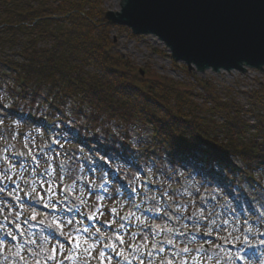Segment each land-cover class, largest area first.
I'll use <instances>...</instances> for the list:
<instances>
[{
    "label": "trees",
    "instance_id": "16d2710c",
    "mask_svg": "<svg viewBox=\"0 0 264 264\" xmlns=\"http://www.w3.org/2000/svg\"><path fill=\"white\" fill-rule=\"evenodd\" d=\"M104 2L0 0V44L17 49L22 61L0 60L15 81L14 91L0 102V134L7 140L6 150L22 134L39 136L44 144L46 137L39 128L47 123L71 144L67 149L59 146L62 157L58 159L70 183L81 175L85 157L89 171L97 166L72 135L90 144L95 136L100 146L110 148L103 156L116 165L124 164L119 154L132 157L133 167H124L133 179L151 170L149 154L156 159L169 155L182 168L196 165L218 171L222 181L246 198L264 195V113L260 110L264 89L248 93L251 108L245 112L228 95L233 93L231 88L224 93L191 76L190 70L186 73L195 83L134 76L136 67L114 48L112 34L126 29L110 18ZM200 101L210 107L204 110ZM113 122L124 132L113 130ZM149 125L155 130L153 145L138 148L130 130ZM236 160L244 169L235 165ZM49 165L47 161V169ZM152 201L150 205L156 207ZM159 218L155 228L160 231L167 226V217ZM190 243L177 240L172 247L179 252ZM194 255L190 253V260ZM150 262L164 263L156 256Z\"/></svg>",
    "mask_w": 264,
    "mask_h": 264
},
{
    "label": "rangeland",
    "instance_id": "374dc122",
    "mask_svg": "<svg viewBox=\"0 0 264 264\" xmlns=\"http://www.w3.org/2000/svg\"><path fill=\"white\" fill-rule=\"evenodd\" d=\"M49 1L54 2L56 0ZM123 6V0H105L103 5L104 10L117 19L122 13ZM118 25L121 26L120 24ZM121 27L128 32L121 30L124 33L120 34L116 31L112 34L115 42V53L120 55V57L122 56L123 59L130 60L133 63L136 67L134 76L136 75L143 79L159 76L180 83H188V81L195 83V79L191 78V76H195L201 82H209L218 90L224 91V93L227 92L225 88H231L233 93H229L228 95L232 96L231 99H233L236 104L239 103L242 105L245 108V112L249 111L251 108V106L247 104L248 93L252 90L259 91V89H264V67L258 68L255 71L242 66L240 70L226 71L221 69L219 72H215V74L213 70H198L194 65L176 61L170 49L157 37L153 35L150 36V34H136L133 32V29L128 26ZM8 47L7 44H0V50L1 48L3 49L0 52V60L5 57L8 59L6 60L8 62H13L15 64L21 63V58L17 54L18 50L11 47H9V49ZM187 70L192 72L191 76L187 75ZM10 73L9 68H5L0 63V102H3L5 97L9 95V92L11 93L15 89L12 85L15 81L13 82L14 78ZM16 75L18 76V74ZM199 91L202 92L203 90L199 89ZM199 103L201 105L200 107L204 110L210 107V105L205 106L204 102L200 101ZM263 107L260 109L262 113H264ZM69 112L71 113V109H69ZM251 122L253 124L254 120H251ZM150 129V127L146 126L140 128L139 130L144 132L143 136L138 129L135 130L134 134L136 140L139 141L140 144H147L150 142L152 135ZM20 130H22V126H20ZM17 140L19 141L20 139L17 138ZM20 141L24 146H27V148L29 147L33 153L36 152L38 142L35 138L32 139V137L24 136V139ZM1 144L2 137H0V145ZM5 160L10 161L7 157ZM51 160L54 164L56 163L55 156H52ZM156 163V167L158 166V168L155 169L154 173H158L159 170H164L165 172L163 181H166V183L160 190L163 199L162 205H167L165 200H169L170 197L175 196V189H179V187L184 189L183 195L185 197H179L180 205L184 202L185 204L190 203L192 206H179L180 208L178 207L177 210L179 216H175V219L178 220L176 222L179 224V221L183 219L182 217L187 218L189 214L196 213V217L193 215V220H189V226L187 228L192 230L196 229L195 231L198 232V242L204 245L207 253L212 254L214 257L216 255L215 258L218 259L211 256L212 260L205 261L203 264H264V235H261V233H264V206L258 204L254 206L250 204L249 201L242 200V198L238 196V192L232 191L231 188H226L219 178H210L202 170H192L190 176L189 171L177 170V168L167 164L166 159ZM54 164L47 178L36 176L35 187L44 198H46L48 182H50L55 189L54 196L57 193L58 185H60L61 178L58 176L59 173L56 171V166ZM236 164L239 167L242 166V163H239V161H236ZM85 175L83 183L74 191V194L83 199L84 207L87 210L86 213L98 211L95 218V227L92 228L91 231H86V234L83 236L89 243L95 244V249L91 252V257H89L85 251L80 250V252L76 254L78 258L75 261H70L69 264H85L86 260L87 264H101L99 258L101 250L106 254L105 264H107V256L112 257V264H140L143 257L141 253H143L145 246L143 235H146V237L149 236L148 239H150L151 231L149 230V221L144 223L143 219L139 221L135 219L134 216L130 217L126 225L118 232L119 218L122 219L119 213L128 210V206L130 205L123 204L118 200L115 191H109L108 189L95 209L93 206L95 205L94 198L90 195L94 183V174L91 172L89 174L85 173ZM41 183L44 184L43 188L40 187ZM140 188L143 189V185H141ZM57 195L59 197L58 193ZM141 201L143 202L142 199ZM49 205L50 207L55 206L53 201H51ZM17 207L19 206L13 203L10 204L9 208L0 204V228L4 226L3 222L5 218L9 220L15 219L14 214L16 212H30L29 207L24 208L23 205L22 208ZM113 209H115V213L118 215L113 216ZM9 210L13 214H11ZM59 213L60 214L57 215H61L60 210ZM58 220L62 223L61 218ZM193 221L198 227L194 226L192 223ZM224 221H227V224H225ZM18 223L21 224L20 230L23 232L26 229V227H22L24 223ZM62 224L63 231L69 230L70 227L68 224ZM36 227L33 226V228ZM8 228L11 227L8 225ZM97 229L100 231L97 232ZM208 229H211L212 232L210 236L206 235ZM137 231L140 232V235ZM230 232L231 236H229ZM133 233H137L138 237L135 236V238H133ZM117 235L123 237L125 241L124 244H121L120 241L116 239ZM95 237L98 239L91 241ZM236 237H239V240L235 239ZM245 238L250 243H245ZM47 241L50 245L54 243L49 239H47ZM205 241L209 243H205ZM38 243L39 239L37 237L36 245ZM62 244L66 245L64 243ZM106 244H112L116 251L106 248ZM150 244V249L147 252H150L151 246H153L152 243ZM27 245L30 248L26 247L21 249V256L26 258V260H24L21 259L20 256L15 255V253H12V250H16L13 248L14 245L6 244L5 242L3 250L0 251V264H8L7 260L12 261L13 264H32V261L28 257L30 256L29 252L31 253L33 245L30 242L27 243ZM217 245H219V247H216ZM137 246H139V251H136L137 254H135V256L130 255L129 248ZM117 251H123L124 256H127L128 259L125 260L124 256L117 255ZM172 252V250L164 252L167 260L173 259L171 255ZM229 257H233V259H229ZM236 257H239V259H236ZM64 260L68 262V259L65 258ZM143 262L148 264L147 261L143 260ZM39 264L44 263L39 262ZM55 264H61L60 259H58ZM174 264L180 263L174 259ZM189 264L193 263L189 260Z\"/></svg>",
    "mask_w": 264,
    "mask_h": 264
},
{
    "label": "water",
    "instance_id": "95a60500",
    "mask_svg": "<svg viewBox=\"0 0 264 264\" xmlns=\"http://www.w3.org/2000/svg\"><path fill=\"white\" fill-rule=\"evenodd\" d=\"M125 6L110 18L157 37L176 61L214 72L264 67V0H128Z\"/></svg>",
    "mask_w": 264,
    "mask_h": 264
},
{
    "label": "snow or ice",
    "instance_id": "6c2138e0",
    "mask_svg": "<svg viewBox=\"0 0 264 264\" xmlns=\"http://www.w3.org/2000/svg\"><path fill=\"white\" fill-rule=\"evenodd\" d=\"M0 123H2V121H0ZM36 158L33 157V160H35ZM61 180H63V177H61ZM35 184V182H33ZM40 187L43 188L44 187V184L41 183L40 184ZM4 191V188H0V192H3ZM62 191H67L69 192V194L71 193V189L70 188H65V189H62ZM46 192L49 194V195H53L54 192H55V189L52 187V184L50 182H48V187L46 189ZM31 193H34L36 198L40 201H43L44 200V196H42L40 194V192L37 191L36 187L33 186L31 188ZM19 198V197H17ZM77 199H81V203H83V199L82 198H79L77 197ZM99 200H102L103 197H98ZM59 202V201H58ZM45 207H49L50 205L49 204H44ZM113 214H116L115 213V209L112 210ZM129 215H134V213H129ZM202 215V213H201ZM37 216H38V213L35 212V209H33V212L31 214V216L29 217L31 220L35 221L37 220ZM90 219H95L96 216L95 215H92L89 217ZM128 217H124V219H127ZM203 218V217H202ZM139 219V218H137ZM45 221L43 219L39 220V223L43 224ZM68 223H71V221H68ZM225 224H227V221H224ZM48 227H54L55 229H58L61 234H64L63 233V224L56 218H53L50 222V224L47 225ZM120 227H123V225H120ZM184 227H187V225H185ZM17 228H19V226H17ZM84 231H87V229H84ZM97 232H99L100 230L97 229L96 230ZM168 231H173L172 229H168ZM182 233H179L177 232V235H181ZM6 235L10 236L12 238V240H16L17 237L15 235H13L11 232H8L6 233ZM21 235H23V233H21ZM66 235V234H65ZM133 235V238H135V233L132 234ZM206 235H212V232H211V229H208V231L206 232ZM261 235H264V233H261ZM229 236H231V232L229 233ZM46 239V238H45ZM67 239H68V242L73 244V249L75 251H73V253L69 256V257H66V259H69V260H72V261H75L78 257L76 256V251H79L82 247V245H86V247H84V251L87 253V255L89 257H91V252L95 249V244L94 243H89L86 239H84L83 237H74V236H70L68 235L67 236ZM116 239L120 241L121 244H124V239L123 237L117 235L116 236ZM145 239H147V237H145ZM235 239L239 240V237H236ZM245 243H250L249 241H247V239L245 238ZM4 240L2 238H0V251L3 250L4 248ZM30 243H35V241H30ZM167 243L169 245H174V241L171 240V239H168L167 240ZM205 243H209L208 241H205ZM106 248H110L112 249V251H116L115 247L112 245V244H106L105 245ZM216 247H219V245H217ZM59 248H60V254L62 255L63 253V249H64V245H59ZM153 249H156V245L153 244ZM158 250L159 252L163 253L165 250L163 247L159 248V249H156ZM133 251L136 252V251H139V246L137 247H134L133 248ZM200 251H203V248L201 249H197V252H200ZM180 253H191V249H189L187 246L181 248L179 250V252H172L171 255L173 257V259H170V260H167L165 262V264H174V259L178 256H180ZM57 247H52L50 249V255L48 257V259L50 260H55L56 259V256H57ZM117 255L119 256H124V253L123 251H117L116 252ZM151 251L148 253L149 256H151ZM15 255L17 256H20L21 259H24L26 260L25 257L21 256V249L20 248H17V251L15 253ZM141 255H143V253H141ZM99 258L101 260V264H105V258H106V254L103 250L100 251L99 253ZM124 259L127 260L128 257L127 256H124ZM229 259H233V257H229ZM236 259H239V257H236ZM191 260L194 262V264H200V261L198 259L197 256H192L191 257ZM37 264H39V262H37ZM85 264H87V260L85 261ZM107 264H112V257L111 256H107ZM140 264H144L143 260L140 261ZM151 264V262H150ZM180 264H189V260L188 259H185L184 257H180Z\"/></svg>",
    "mask_w": 264,
    "mask_h": 264
},
{
    "label": "bare ground",
    "instance_id": "6f19581e",
    "mask_svg": "<svg viewBox=\"0 0 264 264\" xmlns=\"http://www.w3.org/2000/svg\"><path fill=\"white\" fill-rule=\"evenodd\" d=\"M123 3H124V5H126L127 7H128V0L127 1H125V0H123ZM126 3V4H125ZM125 6V7H126Z\"/></svg>",
    "mask_w": 264,
    "mask_h": 264
}]
</instances>
